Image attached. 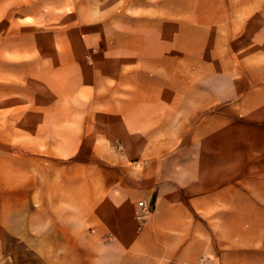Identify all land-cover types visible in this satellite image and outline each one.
Wrapping results in <instances>:
<instances>
[{
    "label": "crops",
    "instance_id": "crops-1",
    "mask_svg": "<svg viewBox=\"0 0 264 264\" xmlns=\"http://www.w3.org/2000/svg\"><path fill=\"white\" fill-rule=\"evenodd\" d=\"M0 24L52 28L14 55L75 74L0 101L16 264H264V0H0Z\"/></svg>",
    "mask_w": 264,
    "mask_h": 264
},
{
    "label": "rangeland",
    "instance_id": "rangeland-1",
    "mask_svg": "<svg viewBox=\"0 0 264 264\" xmlns=\"http://www.w3.org/2000/svg\"><path fill=\"white\" fill-rule=\"evenodd\" d=\"M12 10L10 15H12ZM2 15V13H1ZM7 21V10L5 13ZM2 21V20H1ZM44 21V20H43ZM3 23V21H2ZM42 25V24H41ZM44 25V24H43ZM33 26L35 30L30 28L28 24L11 26V24H0V30L4 27L7 33L17 34V41L5 42V49H3V40H2V31L0 33V101L1 100H73L72 96H67L70 93L67 90V86H71L74 81L75 74L69 72H62L59 69H55L56 65H59L60 58L52 55L49 58H43L41 56L29 58L25 56H19L18 51L15 50L17 55H14L13 45L19 42V39L24 35L31 33H36L38 38V43L41 44V47H44L47 43L44 40V32L52 33V28H47L48 26ZM9 29V31H7ZM55 42L50 41V47H53ZM61 47V44L52 51H56ZM62 48V47H61ZM53 66V70L48 72H41L43 67L41 65ZM30 61L32 62L30 65ZM35 64H38L37 67ZM35 69H40V71H35ZM87 75V74H85ZM76 83V82H75ZM75 83L72 85V88L75 86ZM76 98V96H74ZM12 107V105L0 103L1 108ZM3 114V111H0ZM9 130V131H8ZM8 135L12 134L11 126L8 127ZM7 135V136H8ZM7 136L6 141L7 140ZM10 140H13V137H9ZM6 155L12 156L14 151V146L6 143ZM144 207V210L147 209L144 203H140ZM3 230V225H1ZM36 239V235H33ZM32 240V236L29 233L25 232L21 227H17L16 231H13L12 224L4 226V232H0V264H16V261L23 260V258L29 256V250L24 247L26 241Z\"/></svg>",
    "mask_w": 264,
    "mask_h": 264
}]
</instances>
